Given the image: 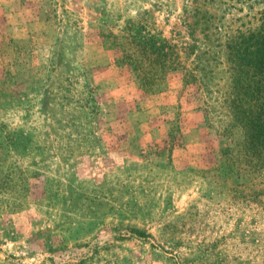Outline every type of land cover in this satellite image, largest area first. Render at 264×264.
<instances>
[{"label": "rangeland", "instance_id": "rangeland-1", "mask_svg": "<svg viewBox=\"0 0 264 264\" xmlns=\"http://www.w3.org/2000/svg\"><path fill=\"white\" fill-rule=\"evenodd\" d=\"M263 21L264 0H0V264H264L225 51ZM132 27L173 54L150 86Z\"/></svg>", "mask_w": 264, "mask_h": 264}, {"label": "trees", "instance_id": "trees-1", "mask_svg": "<svg viewBox=\"0 0 264 264\" xmlns=\"http://www.w3.org/2000/svg\"><path fill=\"white\" fill-rule=\"evenodd\" d=\"M187 26L190 23L184 21ZM190 28V27H189ZM126 36L129 54L137 65L145 87L151 85L150 70L147 65L158 63L163 67L172 61L170 51L163 52L152 37L141 38L139 32ZM117 41H114L113 44ZM152 42V43H151ZM225 51L231 78L229 107L235 120L232 127L243 131L244 144L241 149L247 150V157L258 158L257 166L262 167L264 159V21L255 29L238 31L225 41ZM131 52V53H130ZM157 57V59H155ZM239 129V128H238ZM245 146V147H243ZM264 162V161H263Z\"/></svg>", "mask_w": 264, "mask_h": 264}]
</instances>
